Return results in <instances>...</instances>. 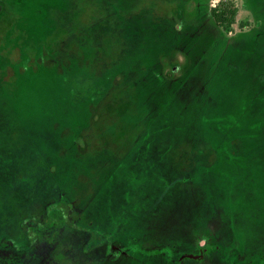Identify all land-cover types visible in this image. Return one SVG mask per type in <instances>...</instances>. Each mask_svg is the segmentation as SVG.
I'll return each mask as SVG.
<instances>
[{
	"label": "rangeland",
	"instance_id": "374dc122",
	"mask_svg": "<svg viewBox=\"0 0 264 264\" xmlns=\"http://www.w3.org/2000/svg\"><path fill=\"white\" fill-rule=\"evenodd\" d=\"M0 264H264V0H0Z\"/></svg>",
	"mask_w": 264,
	"mask_h": 264
},
{
	"label": "trees",
	"instance_id": "16d2710c",
	"mask_svg": "<svg viewBox=\"0 0 264 264\" xmlns=\"http://www.w3.org/2000/svg\"><path fill=\"white\" fill-rule=\"evenodd\" d=\"M201 1H199V4L201 5ZM237 13L236 7L230 4L229 1H221L217 6H214L210 9L209 14L215 23L216 26L221 28L225 32H231L232 25L235 23V16ZM57 203H51L45 207L46 212V218L49 222L55 223V210L59 209L60 213H63V211L57 207ZM32 224L37 226V229H35L34 234H39L42 232V227L37 224L36 222L32 221ZM33 233L31 234L30 238H33ZM205 241L206 244L208 243V239L206 237H201L196 241V246L200 249L203 247H200L198 244L200 241Z\"/></svg>",
	"mask_w": 264,
	"mask_h": 264
},
{
	"label": "flooded vegetation",
	"instance_id": "af4514ba",
	"mask_svg": "<svg viewBox=\"0 0 264 264\" xmlns=\"http://www.w3.org/2000/svg\"><path fill=\"white\" fill-rule=\"evenodd\" d=\"M204 244H206V242L203 240ZM203 250L202 248H200V251Z\"/></svg>",
	"mask_w": 264,
	"mask_h": 264
}]
</instances>
